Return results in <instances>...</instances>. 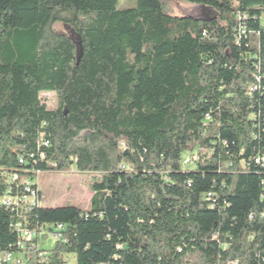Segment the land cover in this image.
Segmentation results:
<instances>
[{"label": "trees", "instance_id": "1", "mask_svg": "<svg viewBox=\"0 0 264 264\" xmlns=\"http://www.w3.org/2000/svg\"><path fill=\"white\" fill-rule=\"evenodd\" d=\"M183 1L211 15L0 0V196L14 173L99 175L89 210H30L60 237L24 264H264V0ZM11 214L0 205V255L23 252Z\"/></svg>", "mask_w": 264, "mask_h": 264}, {"label": "rangeland", "instance_id": "2", "mask_svg": "<svg viewBox=\"0 0 264 264\" xmlns=\"http://www.w3.org/2000/svg\"><path fill=\"white\" fill-rule=\"evenodd\" d=\"M164 11L172 16H186L192 18H207L211 15V9L204 5H195L183 0H163ZM136 0H118L119 9L135 7ZM56 30L71 35V31L62 25H56ZM42 101L53 108L56 97L52 92L41 93ZM197 151L185 152L182 155V168L194 169L197 161ZM99 179L98 174L80 173L75 164L65 171L49 170L42 172L38 177V189L41 193V207L76 206L83 211L89 210L92 196L91 184ZM9 181V179H7ZM58 231V229H56ZM54 230L44 227L40 230V248L49 251L54 248L55 238L51 235ZM44 235L46 237H44ZM65 264H76L74 253L64 254Z\"/></svg>", "mask_w": 264, "mask_h": 264}, {"label": "built area", "instance_id": "3", "mask_svg": "<svg viewBox=\"0 0 264 264\" xmlns=\"http://www.w3.org/2000/svg\"><path fill=\"white\" fill-rule=\"evenodd\" d=\"M264 21V16L262 17ZM264 78V75L262 76ZM257 82L260 80V77H256ZM251 91L257 89V84L254 83L251 85ZM43 134L40 135V139L44 145H47L46 141H43ZM43 154H41V157ZM264 160V159H262ZM19 161L21 163L24 162V158L20 157ZM259 162V160H256ZM32 175L26 176L22 178L21 183H16L18 180L17 174L9 175V186L4 194L0 196V205H3L5 208L11 211V226L19 236L20 240L17 243L18 247L23 250V252L16 253H3L0 255V261L2 263H16V264H24L25 262V254L24 251L28 246L30 249L34 248L35 240L40 239V230L38 229H30L28 224V214L30 210L39 205V189H38V177L40 175V171L31 170ZM13 185V186H12ZM15 189V192L13 191ZM47 228V227H46ZM54 229L62 230L63 227L61 225H57ZM51 235L58 239L60 237L58 232H52ZM39 247V243H38ZM45 258V254L41 255Z\"/></svg>", "mask_w": 264, "mask_h": 264}, {"label": "water", "instance_id": "4", "mask_svg": "<svg viewBox=\"0 0 264 264\" xmlns=\"http://www.w3.org/2000/svg\"><path fill=\"white\" fill-rule=\"evenodd\" d=\"M81 57H82V52H81V50L79 49V51L77 52V64L79 63Z\"/></svg>", "mask_w": 264, "mask_h": 264}]
</instances>
